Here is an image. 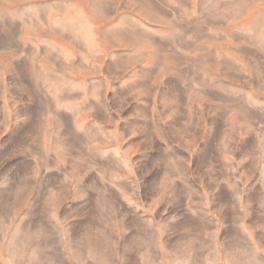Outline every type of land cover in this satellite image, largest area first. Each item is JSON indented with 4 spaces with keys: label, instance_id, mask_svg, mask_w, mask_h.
Instances as JSON below:
<instances>
[{
    "label": "rangeland",
    "instance_id": "rangeland-1",
    "mask_svg": "<svg viewBox=\"0 0 264 264\" xmlns=\"http://www.w3.org/2000/svg\"><path fill=\"white\" fill-rule=\"evenodd\" d=\"M0 264H264V0H0Z\"/></svg>",
    "mask_w": 264,
    "mask_h": 264
}]
</instances>
